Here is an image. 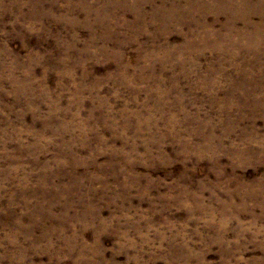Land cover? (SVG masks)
Listing matches in <instances>:
<instances>
[{"label": "rangeland", "instance_id": "obj_1", "mask_svg": "<svg viewBox=\"0 0 264 264\" xmlns=\"http://www.w3.org/2000/svg\"><path fill=\"white\" fill-rule=\"evenodd\" d=\"M0 264H264V0H0Z\"/></svg>", "mask_w": 264, "mask_h": 264}]
</instances>
